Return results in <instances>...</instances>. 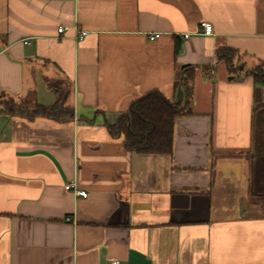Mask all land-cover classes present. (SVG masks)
<instances>
[{
    "label": "crops",
    "instance_id": "obj_1",
    "mask_svg": "<svg viewBox=\"0 0 264 264\" xmlns=\"http://www.w3.org/2000/svg\"><path fill=\"white\" fill-rule=\"evenodd\" d=\"M0 46V99L53 107L63 81L75 115L0 105V264H264V86L218 58L264 63V0H0ZM186 66L173 153L126 150L106 124L151 91L174 101Z\"/></svg>",
    "mask_w": 264,
    "mask_h": 264
},
{
    "label": "trees",
    "instance_id": "obj_2",
    "mask_svg": "<svg viewBox=\"0 0 264 264\" xmlns=\"http://www.w3.org/2000/svg\"><path fill=\"white\" fill-rule=\"evenodd\" d=\"M218 58L226 62L230 72L236 71L234 61L236 51L230 48L220 49ZM183 78L175 84L176 99L168 100L158 90L151 91L136 100L128 112L122 113L113 124H106L113 138H122L126 150L144 155H171L174 148V128L181 116L192 114L193 71L195 67L186 66ZM239 70V67H238ZM243 70V68L241 69ZM254 81L264 86V63H259L245 73ZM235 77V76H234ZM236 78V77H235ZM48 86L58 95V102L53 107L35 104L30 107L14 98L2 96L1 113L7 118H22L29 122L48 119L58 123L74 120V110L67 105V93L55 82ZM264 208V198H255Z\"/></svg>",
    "mask_w": 264,
    "mask_h": 264
},
{
    "label": "built area",
    "instance_id": "obj_3",
    "mask_svg": "<svg viewBox=\"0 0 264 264\" xmlns=\"http://www.w3.org/2000/svg\"><path fill=\"white\" fill-rule=\"evenodd\" d=\"M201 28H202V34L203 35H205V36H212L213 35V26L209 22H202ZM74 29L76 31L75 38L77 40H82L88 35L87 31H79L77 28H74ZM71 30H72V28L69 26H60L57 30L59 38H64L65 36H67V34ZM189 36H190V34H184L185 38H188ZM160 37H161V34H151L149 36V39L151 41H154V40L159 39ZM25 44H29V40H26ZM3 51L4 50L0 46V53H2ZM65 190H67V191L73 190L77 195H80L84 198H86L88 196L86 191H75V183L74 182H71V183L65 185ZM111 264H119V262H112Z\"/></svg>",
    "mask_w": 264,
    "mask_h": 264
},
{
    "label": "rangeland",
    "instance_id": "obj_4",
    "mask_svg": "<svg viewBox=\"0 0 264 264\" xmlns=\"http://www.w3.org/2000/svg\"><path fill=\"white\" fill-rule=\"evenodd\" d=\"M238 55H237V57H236V59H235V61H234V66L236 67V73L238 72V73H240L242 76H244V74H245V72H246V70H241L242 68L244 69L245 68V65H243V63L241 64V63H239L238 62ZM238 67H239V70H238ZM248 69L250 68V67H247ZM230 77H232V76H230ZM229 79V78H228ZM56 85H58V87H61L62 89H64L65 90V92L67 93L70 89V87H69V84L67 83V82H63V81H58V82H56ZM255 201H256V199H255ZM252 203H254V202H252ZM260 205V207L263 209V211H264V208L262 207V204H259Z\"/></svg>",
    "mask_w": 264,
    "mask_h": 264
}]
</instances>
